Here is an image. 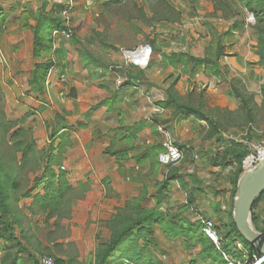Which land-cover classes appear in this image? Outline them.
Instances as JSON below:
<instances>
[{"label":"crops","instance_id":"crops-1","mask_svg":"<svg viewBox=\"0 0 264 264\" xmlns=\"http://www.w3.org/2000/svg\"><path fill=\"white\" fill-rule=\"evenodd\" d=\"M54 3L49 2L47 9ZM172 3H168L171 10L165 11H177L176 18L161 11L156 18L157 34L142 43L151 50L146 68L124 64L120 50L135 47L104 45L102 50L94 46L91 51L89 39L78 35L77 29L78 40H59V49L54 52L64 80L56 76L53 86L55 91L64 89L71 96L55 107L66 127L85 124L70 131L73 145L65 149V166L73 185L91 184L89 196L92 192L104 195V186L109 185L114 195H120L123 187L139 188L132 194L134 198L147 186L149 203L163 200L170 212L179 210L182 217L200 223L192 212V206H196L203 217L217 224L222 235L234 222L237 191L233 184L237 165L231 163V157L223 162V154L233 143L251 150L253 145L244 138L250 130L247 125L256 131L252 123H244L236 90L254 94V99L261 102L258 91L263 70L253 51L254 37L244 24V10L236 0ZM155 4L145 1L141 7L147 11ZM146 11V18L152 19L154 15ZM199 23L204 29L194 34L193 26ZM218 47L223 53L215 62ZM111 67L120 69L111 71ZM121 77L124 84L117 86ZM53 93L55 103L59 96ZM169 93L179 104L200 109L205 118L183 111L174 114ZM161 126L174 136L184 153V160L176 166L166 167L158 161L166 139ZM68 131L63 129L61 133ZM107 150L124 151L126 159L119 161L106 154ZM23 205L30 207L26 201L17 203V241L0 239V264L39 263L42 247L32 222L27 224L22 218L30 217ZM252 215L255 228L264 232V198Z\"/></svg>","mask_w":264,"mask_h":264},{"label":"rangeland","instance_id":"rangeland-1","mask_svg":"<svg viewBox=\"0 0 264 264\" xmlns=\"http://www.w3.org/2000/svg\"><path fill=\"white\" fill-rule=\"evenodd\" d=\"M145 1L156 3L155 7L150 6L149 9L146 8L148 9L146 11L141 7V2ZM177 1L86 0L83 4L82 0H0V164L6 173L12 174L16 180L18 178L21 186L19 195L35 187L34 179L40 172L37 169L40 166L45 169L48 162L53 164L55 170L61 168L67 173L65 180L73 189L66 196L65 205L68 208L60 209L62 214L71 208L70 218H54L47 222L46 215L41 211L38 212L37 206H34L36 212L34 215L27 205H23V211L25 209L30 217L22 215V218L27 224L32 222L34 235L42 247L37 261H40L43 256H50L67 263L73 260L72 264H91L96 249L106 244L110 236L123 225L137 219L138 215L132 205L136 197L131 196L133 193L137 194L139 188L130 190L123 187L120 195H114L111 187L107 185L104 186L106 191L104 195L92 192L89 196L90 183L73 185L70 182V175L65 166L66 153L62 148H58L59 140L54 146L53 160L49 159L52 142L50 134L60 127V125L55 127L57 115L63 118L55 106H59L62 99L71 96L64 89L55 91L53 86L56 76L61 81L64 80V74L59 72L54 52L59 49V40L73 41L76 38L77 29L78 35H85L89 39L87 46L91 51L95 49L94 46L102 50L104 45L135 48L144 46L142 43L150 42V37L157 34L159 22L156 18L161 11H170L168 3L173 4L172 2ZM236 1L244 10V24L254 37L253 51L259 56V65L263 70L259 79L261 87L258 91L261 102L254 99L252 103L255 114L252 125L256 131L251 130V127L247 125L250 130L244 138L248 139L254 147H260L262 150L259 155L264 156V93H262L264 92L262 89L264 86V33L262 29H257V18L260 14L246 8L241 0ZM49 2H56L50 10L47 9ZM65 7L71 10V26L74 32L71 38L56 35L61 28L51 25L46 28L43 23V18L55 23L60 19L62 25L61 13ZM144 10L154 15L153 18L147 19ZM167 13L171 14L172 19L176 18V13ZM247 13L252 14L255 19L249 27H247ZM201 28L204 29V26L200 23L193 26L194 34L201 32ZM200 37L203 38V33ZM44 40L46 42L48 40L51 44L49 52L44 48ZM135 48L119 49L121 52ZM37 53L39 55L35 57ZM93 57L91 54V59ZM38 64L47 66V69L38 72L45 76L44 79L42 78L43 81L41 80V86H38L36 82ZM53 92L59 96V101H54L55 103H53ZM20 129L24 132L17 137V130ZM60 135L61 131H59ZM33 138L37 141L35 151L22 162V153L18 150L20 147L24 148L31 144ZM19 141L23 144L19 145ZM248 153L247 157L252 155L257 159L256 163L259 162V155L253 147ZM34 155L38 157V160L33 158ZM43 172L42 170L39 175L42 176ZM44 191L45 185H41L33 192L32 198L21 199L19 202L26 201V204L32 206L34 198L38 194H43ZM163 203L164 201L160 199L154 203L149 201L144 203L145 207L155 208V223L151 227L154 236L146 241H151L149 250L156 258L162 264H224L214 248L210 245L203 246L199 242V233L179 234L174 231L172 228L175 226L194 223L182 217L179 210L178 213L170 212ZM12 204L17 216V202L14 199ZM237 239L239 238L236 237ZM138 243L147 244L141 239Z\"/></svg>","mask_w":264,"mask_h":264},{"label":"trees","instance_id":"trees-1","mask_svg":"<svg viewBox=\"0 0 264 264\" xmlns=\"http://www.w3.org/2000/svg\"><path fill=\"white\" fill-rule=\"evenodd\" d=\"M244 6L248 9L255 11L256 13L260 14L259 18H257V29L261 30L264 33V0H241ZM47 20V21H45ZM47 18H43V23L46 25V28H49L50 25L54 26L55 28H61L60 19L56 23ZM78 40L77 38H75ZM43 44L45 45L44 48L49 52L48 49L51 48L50 42H46L44 40ZM217 61L218 57L221 56L223 53V48H217ZM38 57L39 53L36 54ZM38 71L36 72V82L38 86H41V83L44 79V75L40 72L41 70L47 69L46 64H38ZM43 78V79H42ZM42 80V81H41ZM38 81H40L38 83ZM264 91V86L262 87ZM264 93V92H262ZM261 93V94H262ZM169 95V100H171V106L174 108V114H177L178 111L187 112L189 114H194L199 117L205 118V114L201 112L200 109L195 108L188 104H179L175 97L171 93ZM236 97L241 99L242 105L240 108V113L244 115V123L249 124L255 120L254 109L252 107V103L254 101V94L249 93H242L239 90H236ZM56 128L60 125L58 130H54L50 135L51 137V157L49 159L53 160L54 158V146L56 142L59 140L60 143L58 144V148H62L65 152V149L72 147V142L70 139V131L73 129H81L85 127L84 123L78 122L76 127H66L62 123V118L57 115L56 117ZM63 129H69L68 132H62L59 136V131ZM24 132L23 129L17 130V137L21 136ZM36 139L33 138L32 143L28 144L24 148L20 147L18 152L22 153L21 161L24 162L27 157L34 153L36 147ZM23 143L19 141V145ZM106 154H110L112 156H116L117 159L124 160L126 159V154L124 151L113 152L111 150H107ZM249 155L248 150L242 145L233 143L231 147L223 154V162H226L228 157H231V163H236L237 171L233 178L234 184V192L236 191V186L240 175L250 166L245 162V158ZM35 160H38L36 155L33 156ZM159 161V160H158ZM256 164V162H254ZM43 169L41 166L37 169L40 171L39 173L44 171L42 176L39 173L36 175L34 179L35 187L32 190H27L24 194L19 195L20 184L18 178H16L12 174H8L5 172V169L0 164V239H5L7 241L15 242L17 238L14 235V230L17 225H19L20 218L15 215L13 211V204L12 200L16 201L17 203L21 199L32 198V194L35 190H37L41 185H45V191L43 194H38L34 198V203L32 206L29 207L30 211L33 212L35 215L36 212L34 210V206L39 208L38 212H43L46 215L47 222L54 218H70L71 217V208L67 209L64 213L60 214L61 208H68L66 204V196L67 194L72 191L71 185L65 177L67 176L66 172H63L61 168L58 170L54 169L53 164L50 162L47 163L46 167ZM39 175V176H38ZM167 180H170V175L167 176ZM165 188L163 185L162 188ZM148 197V187L145 186L138 197L133 200V208L137 211V219L132 220L129 223L123 225L118 231L113 233L108 242L99 246L95 253L93 262L91 264H162L156 256L149 250V244L151 241H146L148 238H151L153 235L152 226L155 223L154 214L155 208L150 209L144 206V203L147 202ZM264 198V193L262 196L255 202L253 209L258 204V202ZM69 205V204H68ZM158 205V204H157ZM70 207V205H69ZM58 213V214H57ZM253 223L256 224V218L253 215L252 217ZM193 225H179L175 226L172 229L177 231L179 234L182 233H199L200 238L199 242L204 245H210L212 248L216 250L215 245L203 234L202 232V225L199 222H193ZM56 224V222H55ZM220 233V232H219ZM221 235V233H220ZM221 237L224 240L223 248L226 251H231L232 246L235 242L240 241L244 244L245 248L248 252L257 258L260 257L259 253L255 251V249L250 246L244 238L239 234L236 225L234 222L231 225V229L228 230L226 233L222 234ZM236 237L239 239L236 240ZM144 240L147 242L145 245H140L138 240ZM217 251V250H216ZM219 256L221 257L222 261L225 263L221 254L217 251ZM118 255H120L118 257ZM56 264H72L73 260L69 263L65 262L64 260L58 259L55 260ZM40 264V261H39ZM264 264V262L262 263Z\"/></svg>","mask_w":264,"mask_h":264},{"label":"built area","instance_id":"built-area-1","mask_svg":"<svg viewBox=\"0 0 264 264\" xmlns=\"http://www.w3.org/2000/svg\"><path fill=\"white\" fill-rule=\"evenodd\" d=\"M61 18V29L60 32H56V35L64 38H71L74 33L71 26V10L65 7L61 13ZM254 21V16L247 13V27H249ZM120 53L124 64L127 67L132 65L146 68L150 63L151 50L145 45L139 46L133 50H122ZM119 69V67H111V71H118ZM116 84L117 86L123 85V78H119L116 81ZM160 131L165 135L166 139L163 143L164 150L158 157L159 163L166 167L176 166L184 160V153L178 146L177 140L172 134H169V132H167L162 126L160 127ZM252 147L259 155L262 149L260 147ZM262 159L263 156L259 155L258 160L260 161ZM256 160L255 157L250 155L247 163L252 166L251 164L256 162ZM192 212L200 221L203 234L215 245L216 250L221 254L226 264H262L264 262V258L252 256L245 248L244 244L239 241L234 243L232 246L233 250L226 251L223 248L224 240L219 233L217 224L214 221L203 217L202 213L196 208V206H192ZM40 264H56V261L50 256H43L40 259Z\"/></svg>","mask_w":264,"mask_h":264},{"label":"water","instance_id":"water-1","mask_svg":"<svg viewBox=\"0 0 264 264\" xmlns=\"http://www.w3.org/2000/svg\"><path fill=\"white\" fill-rule=\"evenodd\" d=\"M264 193V158L248 167L239 177L232 218L239 234L264 258V232L253 223V206Z\"/></svg>","mask_w":264,"mask_h":264},{"label":"bare ground","instance_id":"bare-ground-1","mask_svg":"<svg viewBox=\"0 0 264 264\" xmlns=\"http://www.w3.org/2000/svg\"><path fill=\"white\" fill-rule=\"evenodd\" d=\"M263 158H264V156H263Z\"/></svg>","mask_w":264,"mask_h":264}]
</instances>
